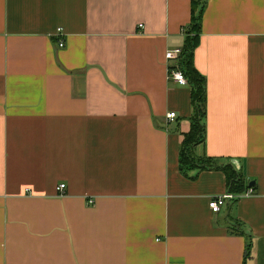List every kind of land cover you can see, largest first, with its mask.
I'll use <instances>...</instances> for the list:
<instances>
[{
  "label": "crops",
  "instance_id": "0c3cea01",
  "mask_svg": "<svg viewBox=\"0 0 264 264\" xmlns=\"http://www.w3.org/2000/svg\"><path fill=\"white\" fill-rule=\"evenodd\" d=\"M192 1L0 0V264H264V0L203 8L189 152L254 190L218 213L227 176L182 165L192 87L166 58Z\"/></svg>",
  "mask_w": 264,
  "mask_h": 264
},
{
  "label": "trees",
  "instance_id": "16d2710c",
  "mask_svg": "<svg viewBox=\"0 0 264 264\" xmlns=\"http://www.w3.org/2000/svg\"><path fill=\"white\" fill-rule=\"evenodd\" d=\"M205 3L206 0L192 1V19L190 24L186 27L183 54L180 61V68L185 73L188 84L192 87V103L194 106L192 127L190 131L184 135L180 160L183 166L200 165L201 163V167L221 169L227 176L228 191L239 195L247 190L249 185H245L243 175L240 171L236 170L232 164H219L217 161L211 159L197 162L189 152L191 146L204 141L205 137L203 118L206 112V79L194 66V53L199 44Z\"/></svg>",
  "mask_w": 264,
  "mask_h": 264
},
{
  "label": "built area",
  "instance_id": "2783aa9c",
  "mask_svg": "<svg viewBox=\"0 0 264 264\" xmlns=\"http://www.w3.org/2000/svg\"><path fill=\"white\" fill-rule=\"evenodd\" d=\"M140 27H143V24H140ZM58 32L61 33L62 29L59 28ZM182 32L185 35L186 33V27L182 28ZM58 45L60 47H64L65 46V41L63 38L59 39ZM183 54V46L180 47H176V48H172V49H168L166 52V58L169 62V77L177 82H179L180 84H188V80L187 77L185 75V73L182 71V69L180 68V61H181V56ZM177 117V114L175 111H170L167 114V118L169 121H173L175 120V118ZM66 184L65 183H61L57 186V191L59 194H63L64 193V189H65ZM254 193V190L252 187L247 188V190H245L243 193L236 195L233 192L227 191L223 194H219L216 196H213L209 202V206L211 208V210L215 213H218L223 204L227 201V200H233L237 197L240 196H246V195H251ZM89 203H93V200H89Z\"/></svg>",
  "mask_w": 264,
  "mask_h": 264
},
{
  "label": "water",
  "instance_id": "95a60500",
  "mask_svg": "<svg viewBox=\"0 0 264 264\" xmlns=\"http://www.w3.org/2000/svg\"><path fill=\"white\" fill-rule=\"evenodd\" d=\"M253 184H254V183H253V182H251V183H250V186H253Z\"/></svg>",
  "mask_w": 264,
  "mask_h": 264
}]
</instances>
